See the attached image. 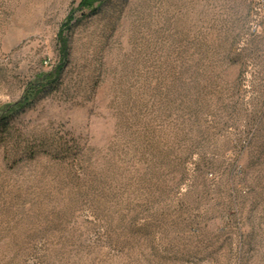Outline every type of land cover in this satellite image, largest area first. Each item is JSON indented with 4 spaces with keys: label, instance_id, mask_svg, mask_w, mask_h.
<instances>
[{
    "label": "rangeland",
    "instance_id": "rangeland-1",
    "mask_svg": "<svg viewBox=\"0 0 264 264\" xmlns=\"http://www.w3.org/2000/svg\"><path fill=\"white\" fill-rule=\"evenodd\" d=\"M86 1L0 0V264H264V0Z\"/></svg>",
    "mask_w": 264,
    "mask_h": 264
},
{
    "label": "trees",
    "instance_id": "trees-1",
    "mask_svg": "<svg viewBox=\"0 0 264 264\" xmlns=\"http://www.w3.org/2000/svg\"><path fill=\"white\" fill-rule=\"evenodd\" d=\"M87 1L85 2V4L87 5V7H89V8L92 7L93 8V5H94V2L95 1L100 2L102 0H87ZM96 9H93L92 12L93 11H96ZM71 29L72 28H70V30ZM62 41L64 42V44H63L64 45V48H61L60 49L61 63L59 65V67H58V76H57V79H59V77H60L61 73L63 72V70L65 69V66H66V64L68 62V59H69V48H68V45H67V41H65L63 39H62ZM55 81H57V80H55ZM46 88H47V86L43 87V89L41 90V93L44 92ZM26 103H29V102H26ZM2 121L3 120L0 121V125L2 124Z\"/></svg>",
    "mask_w": 264,
    "mask_h": 264
}]
</instances>
